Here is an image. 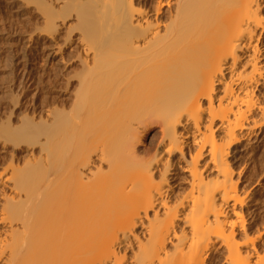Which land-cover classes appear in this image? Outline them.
Here are the masks:
<instances>
[{
    "label": "bare ground",
    "instance_id": "bare-ground-1",
    "mask_svg": "<svg viewBox=\"0 0 264 264\" xmlns=\"http://www.w3.org/2000/svg\"><path fill=\"white\" fill-rule=\"evenodd\" d=\"M89 1L97 21L89 25L92 40L84 39L90 31L82 34L91 56L75 90L85 101L78 102L76 122L53 112L55 120L40 128L46 138L41 163L34 159L38 164L30 175L22 174L13 194L3 195L0 228L7 230L5 238L0 230V263L126 264L134 240L139 244L134 264H209L207 256L219 243L226 250L223 264H264L260 233L241 236L224 210L232 203L239 217L236 208L247 199L239 195L230 157L260 122L264 126V106L256 95L264 83L257 46L264 0H157L154 6L145 0ZM110 8L115 13L108 17ZM55 14L48 21L60 19ZM85 20L79 21L84 30ZM93 119L103 121L91 146L96 157L82 142L94 132ZM152 121L160 126V142L139 150ZM118 128V136L111 135ZM65 134L76 142L62 143ZM182 137L195 148L185 149ZM161 147L169 156L179 154L192 177L190 196L174 210L163 199ZM205 155L204 165L215 177H204L200 169ZM171 213L170 226L159 229L161 216ZM178 220L184 223L179 231ZM137 228L145 230V241Z\"/></svg>",
    "mask_w": 264,
    "mask_h": 264
},
{
    "label": "rangeland",
    "instance_id": "rangeland-1",
    "mask_svg": "<svg viewBox=\"0 0 264 264\" xmlns=\"http://www.w3.org/2000/svg\"><path fill=\"white\" fill-rule=\"evenodd\" d=\"M77 1H79V5H76L78 3ZM87 1L88 0H0V182L1 191L4 192L1 193L0 191L1 199L3 198L0 202V205L2 204L1 207L6 203V201L4 202L5 197H3V195H9L7 193L13 194L10 189L13 185L15 186L23 180L24 177L22 174H24V176L25 174L29 176L30 171L38 164L35 160L38 161L39 158H44L45 151L42 149L46 143V138L45 135L42 134L44 130L41 132V129H44L45 123L50 125L55 120L53 115L55 112L63 113L62 115L67 117L69 121L72 119H75V122L77 121V116L81 109L79 103L81 101L84 103L85 101V98L82 99L80 97L81 99H78L80 95V93H78L80 91L78 83L80 84L83 80L82 78H84V71H87L86 61H89L91 56V54L86 51V44H88L89 41L85 40H87L86 37L91 39L88 33H91V28L94 27H89V25H92V20H96L92 17L94 13H91V11L93 12L92 9H95V4L92 1L94 4L93 7V4L90 3V1L87 3ZM72 2L76 4H72ZM145 2H147L149 6H154L157 0H145ZM82 3H84L86 7ZM74 4L75 6H73ZM82 5L85 9L81 7ZM68 6L71 9L68 8ZM46 8H50L48 10L53 11V13L51 11L48 13ZM63 8H65L64 11ZM73 9L76 12H74ZM81 10L82 12L84 10V12L81 13ZM85 10L87 11L86 13ZM54 12H57V16L61 14L59 17L60 19L54 17L52 21H48L50 13L51 19L52 15L56 16ZM63 12H65L64 15ZM88 12H90L91 15L87 14ZM105 13L110 17L115 12L113 8H110L107 9ZM85 14H87V16ZM100 16L102 17V14H100ZM62 17L63 19H61ZM81 19H84L86 23V25L84 24L83 26L89 29L84 30L81 25L84 23V20ZM88 19L91 20L90 24L87 23L89 22ZM79 21L83 22L80 24ZM96 21H94V23ZM96 24L97 23H95V26ZM92 26H94V24ZM87 30L90 32H86L87 34L85 33L87 36L85 35V40L82 41L81 38L83 39L84 37L82 34ZM89 38L88 40H90ZM84 41L85 43L83 44ZM257 44L260 54L263 55L262 58L264 59V31ZM84 47L86 48L84 49ZM84 59L85 62L83 61ZM75 90L79 91L76 92ZM256 95L259 99V103L264 106V83L256 89ZM86 98V100L90 101L91 105L92 100L88 99V96ZM105 104L109 105L112 104V102L108 104L106 102ZM258 115L259 112L257 111V118L259 117ZM64 116V120L67 121ZM119 116L121 119L122 115H117L118 119ZM259 119L260 117L258 120ZM51 120L53 121L51 122ZM122 122L123 121H121V124ZM157 122L158 121H156V123ZM101 123H103L101 120H91L90 124L91 127H94V132L90 133L87 139H81V141L83 140V146L86 145L90 147H88L89 149L87 152H90L93 157L96 156L91 146L96 140L94 134L97 133ZM151 123L155 125H151L152 131L141 141L142 143H138L140 144L139 147L136 146L139 150L143 149V145L146 146L148 144L157 146L158 144L156 143L160 142V126L153 121L150 122V124ZM260 124L261 122L256 126L257 128L255 127L256 130L254 133L249 134L241 141L237 147V153L232 154L230 157L234 178L239 187V195L242 196V198L243 195L247 196V199L244 197L245 204L243 206H237L236 208L239 217L234 214L231 206L232 203L226 204L224 210L227 219L232 221V223H236V229L241 233V236H244L245 232L246 234L249 232L251 236L255 235L254 237H257V233H260L258 235L260 239L258 238L257 246L260 247L259 249L261 252L264 250V126L262 127ZM123 126H121L122 129L125 128V126ZM143 126L144 125L139 124L137 121L135 122L136 128H143ZM33 127L37 129V131L33 129ZM124 130L127 131V128L122 131ZM119 131L120 128L115 129L112 131L111 135L115 136L117 133L121 132ZM181 131L184 133V129H181ZM216 135L222 136L223 134L217 132ZM116 136H118V134ZM183 138L184 137H182L181 140L184 143L185 149L189 151L195 148L190 139ZM61 140L62 143L69 142L70 144H74L73 142H76V139L73 140L68 134L64 136V139L62 136ZM163 148L164 147H161L162 151L160 150L161 153L158 158L161 164L158 165L159 174H166L164 178L166 181L163 186V199L164 201L166 200L171 209L174 210L178 207L180 202L190 196L192 192L190 180L192 177L189 172H186V162L180 158V155L176 154L175 156H169L168 153L164 151L165 148ZM87 152L85 151V154H83L87 156ZM154 152L153 155L155 154ZM188 159H190V157ZM208 161L209 157L205 155L200 163V169L204 177H215L216 171L204 165ZM32 166L34 167L32 168ZM1 207L0 216H2ZM186 212L187 208L180 209L179 215L181 216ZM171 220L172 213L169 216L162 215L157 227L159 229H164L170 226ZM183 225L184 223L178 220L177 231H179ZM0 230L3 234H1V237H3L7 227L1 226ZM255 231L258 232L256 233ZM135 232L142 241L148 238L145 234V230L141 228H137ZM133 241L132 246L126 253V258L128 259L126 264H134L135 254L139 252L138 242ZM220 244L221 243H219L216 248L214 247L210 254H208V262L212 260L209 264H213V262L216 264L217 262L218 264L224 263L222 261L225 259L223 255L226 253V250ZM173 245L174 243L169 242L167 244V249H172ZM121 253L125 254V252ZM0 264L5 263L2 261Z\"/></svg>",
    "mask_w": 264,
    "mask_h": 264
}]
</instances>
